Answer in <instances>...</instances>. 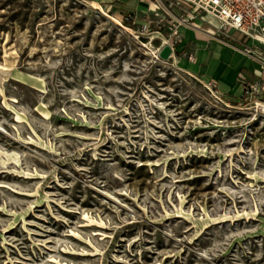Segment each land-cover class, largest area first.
<instances>
[{
    "label": "rangeland",
    "instance_id": "374dc122",
    "mask_svg": "<svg viewBox=\"0 0 264 264\" xmlns=\"http://www.w3.org/2000/svg\"><path fill=\"white\" fill-rule=\"evenodd\" d=\"M157 13L0 0V264H264V93Z\"/></svg>",
    "mask_w": 264,
    "mask_h": 264
},
{
    "label": "built area",
    "instance_id": "2783aa9c",
    "mask_svg": "<svg viewBox=\"0 0 264 264\" xmlns=\"http://www.w3.org/2000/svg\"><path fill=\"white\" fill-rule=\"evenodd\" d=\"M139 3L147 5V13L153 18H148L137 33L140 35L155 34L157 30L150 31L151 27L159 29L162 19L158 18V11H167V21L172 27L168 28L172 37L179 36V28L182 24L191 28H196L203 33H210L211 37L217 34L224 35L230 39L231 33H239L244 40H253L264 44V0H138ZM153 8V9H152ZM176 10L179 17L174 22L171 21V11ZM197 22L198 24H196ZM204 27H206L204 30ZM173 42L169 45L174 51ZM168 46V47H169ZM242 53L256 60L261 70H264V51L258 48L244 47ZM189 61L193 57L189 56ZM238 82L240 87H248L245 96L252 98L253 95L264 93V88H260L257 83H246L244 78L239 75ZM207 90L213 95L221 94L218 92L215 82L210 81L206 85ZM255 106L258 111L264 113V102L256 100Z\"/></svg>",
    "mask_w": 264,
    "mask_h": 264
},
{
    "label": "crops",
    "instance_id": "0c3cea01",
    "mask_svg": "<svg viewBox=\"0 0 264 264\" xmlns=\"http://www.w3.org/2000/svg\"><path fill=\"white\" fill-rule=\"evenodd\" d=\"M96 5H106L109 9H122L133 14L147 9V5L139 3L138 0H93ZM133 5V6H131ZM163 18L167 21V11ZM171 21L179 17L176 10L171 11ZM198 24L197 22H195ZM206 27H204V30ZM203 34L204 38H199L197 33ZM179 34L182 35L186 43L194 44L195 50L190 53L193 61L184 62L188 73L196 76H207L208 80L215 82L217 90L222 95H234L239 92L240 85L237 84L238 76L241 75L245 81L257 83L260 88H264V70H261L259 63L242 53V48H258L264 51V44L253 40L234 41L232 38L235 33L229 34L230 39L221 35L211 37L210 33H203L196 28H179ZM218 37L217 40L214 39ZM211 38V42L209 41ZM181 52V51H180ZM260 98L264 99L262 95Z\"/></svg>",
    "mask_w": 264,
    "mask_h": 264
},
{
    "label": "water",
    "instance_id": "95a60500",
    "mask_svg": "<svg viewBox=\"0 0 264 264\" xmlns=\"http://www.w3.org/2000/svg\"><path fill=\"white\" fill-rule=\"evenodd\" d=\"M171 54H172V51L170 49V47L168 46H165L161 49V51L159 52V58L162 60V61H168L171 59Z\"/></svg>",
    "mask_w": 264,
    "mask_h": 264
},
{
    "label": "bare ground",
    "instance_id": "6f19581e",
    "mask_svg": "<svg viewBox=\"0 0 264 264\" xmlns=\"http://www.w3.org/2000/svg\"><path fill=\"white\" fill-rule=\"evenodd\" d=\"M204 34H205V33H204ZM197 36H198L199 38H204L203 34H200L199 32L197 33Z\"/></svg>",
    "mask_w": 264,
    "mask_h": 264
}]
</instances>
